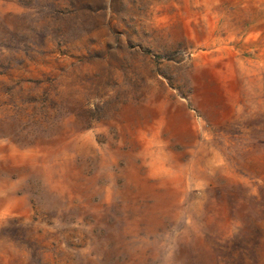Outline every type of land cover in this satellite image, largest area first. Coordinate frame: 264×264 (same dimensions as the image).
Segmentation results:
<instances>
[{
    "label": "rangeland",
    "instance_id": "obj_1",
    "mask_svg": "<svg viewBox=\"0 0 264 264\" xmlns=\"http://www.w3.org/2000/svg\"><path fill=\"white\" fill-rule=\"evenodd\" d=\"M0 264H264V0H0Z\"/></svg>",
    "mask_w": 264,
    "mask_h": 264
}]
</instances>
